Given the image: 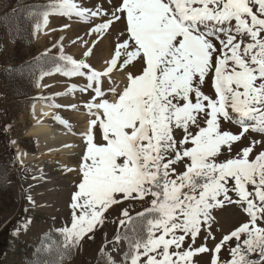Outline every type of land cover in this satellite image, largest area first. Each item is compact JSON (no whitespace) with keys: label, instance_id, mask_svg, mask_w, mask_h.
<instances>
[{"label":"snow or ice","instance_id":"1","mask_svg":"<svg viewBox=\"0 0 264 264\" xmlns=\"http://www.w3.org/2000/svg\"><path fill=\"white\" fill-rule=\"evenodd\" d=\"M112 7L114 11L70 0L62 4L68 14L100 17L102 22L88 30L97 39L106 32L111 35L114 24L125 28L112 58L100 69L87 62L97 39L78 36L72 43L84 46L82 58L62 57L70 64L65 76H86L79 91L90 97L83 106L95 117L84 133L86 152L78 168L64 169L82 173L72 208L83 214L64 229L66 248L77 247L93 233L113 205L149 198L150 206L138 215L155 213L159 218L148 220L147 240L134 245L131 264H141V256L147 257L144 264H188L198 254H219L242 234L247 238L243 246L237 243L230 250V261L221 262L217 256L211 264H264V227L257 226V220L264 219V151L249 159L252 147L264 148V141H253L241 154L217 162L222 147L231 152L250 130L264 134V0H117ZM54 46L63 51V38ZM133 61L141 64L139 74L130 73L127 85L116 93L118 99L110 102L105 79L119 65L127 69ZM206 78L214 81V96L201 90ZM77 88L71 85V90ZM107 91L116 89L108 86ZM229 109L236 114L240 132L221 128V118L233 119ZM97 126L102 127L104 143L94 142L92 129ZM177 129L182 139L175 136ZM180 163H186V169L177 172ZM248 184L255 185L259 206L250 198ZM230 192L239 199L233 201ZM233 203H246L249 221L223 235L212 249L196 245L197 238L215 241L213 211ZM122 215L131 220L127 208ZM186 238L192 243L184 250ZM252 253L259 259H250Z\"/></svg>","mask_w":264,"mask_h":264},{"label":"rangeland","instance_id":"2","mask_svg":"<svg viewBox=\"0 0 264 264\" xmlns=\"http://www.w3.org/2000/svg\"><path fill=\"white\" fill-rule=\"evenodd\" d=\"M9 1L12 7L20 5L18 0ZM30 1L31 4L35 5H31L28 7L29 9H24V18L27 19L31 29L29 38L16 44V41L6 31L2 33L0 28V74L17 61L25 62L31 60L35 62V70L32 73L31 79L26 81V77L23 76L18 80L15 77L13 79L14 83L9 85L10 92L6 95V98L0 76V119L2 125L7 130L9 144L13 152V158L8 164V159L5 158H9L10 154L7 155L5 148L0 145V176L2 179H5V183L3 182V185L0 184V229L7 224L9 225L7 227H10L7 235L0 236V264H131V256L135 253L134 245L137 242L147 240L149 234L148 220L159 218V216H155L143 221L136 217L138 213L144 212V209L150 206L149 198H146L144 201L124 202L120 207L113 205L104 212L103 223L98 224L94 228L93 233L85 236L77 247L64 248L59 251L58 249L55 250V247L44 239L47 236L51 237V234H58L60 241L66 244L64 229L70 228L72 223L75 222L76 217L83 214L80 209L74 210L72 208V197L77 190V184L80 181L82 173L79 171H65L64 169L65 167L69 169L78 168V164L82 161V157L86 152L87 139L84 136L77 135L79 133L78 126L76 120L71 116L73 111L78 109V106L75 109L69 108L71 115L66 114L65 109H68L66 106L70 105L67 104V101L72 99L73 91H71V85L77 84L79 86L81 85L80 81L87 80V78L86 76L64 75L65 71L70 68V64L62 59V57L64 55H72L75 59L82 57L81 54H78L79 51L72 50L71 52L68 50L63 25L69 23L72 26V24H75L73 30H79L80 26L84 24H87V27L90 28L95 23L102 21L100 17H88V19L78 17L75 13L68 14L67 10L62 8L63 0ZM73 1L70 0V3ZM113 1L114 5L117 0ZM104 2L105 0H91L92 6L89 8L103 5L102 3ZM113 10H115L114 7ZM45 16H47V23H45ZM72 17H76L77 19L72 20ZM69 19H71L70 22H68ZM232 24L235 25L234 20ZM120 29L121 32L125 31L123 24H120ZM107 34L106 32L100 35L98 39L96 36L93 37V40L97 39V43L93 46L94 54L98 48L104 47V45L102 47V43L99 44V41ZM111 35L108 37L111 38ZM61 38H63V51L59 47L54 46L61 43ZM120 42L121 39L114 36L111 45L113 48L108 60L112 58L114 50L119 46ZM247 42L249 41L245 40V44ZM96 58H94V55L90 56L87 62L90 63L89 61L91 60L90 64L97 69L98 60ZM57 67L62 69L59 73L55 72ZM140 70L141 64L133 61L127 66V69H125V66L119 65L114 69L111 77L114 82L117 72L129 75L130 73L139 74ZM43 73L50 74L43 75ZM128 80L129 78L122 83V88L117 92L123 90ZM58 83L61 85L64 83V89L55 90L54 87L59 85ZM17 85H22L24 94H28L27 97H17ZM45 85L48 87H45ZM104 86L106 87L105 84ZM201 90L206 95L214 96V81H209L206 78L204 85L201 86ZM82 94L78 102L80 104L82 102V106L80 107L86 109L83 105L90 97L85 93ZM106 94L111 102L113 92L109 93L107 91ZM116 97L118 98L117 95ZM39 100L48 103V105L54 108V115L49 119L52 126H65V128H71L72 133H76L75 140L78 145V152L74 156V160L72 159L73 166L63 163L58 153H53L49 149H42V140L38 135L31 132V129L37 122L33 106ZM118 103H120L119 100ZM229 112L233 115V119L225 120L221 118V128L227 131L240 132L241 126L236 123V114L232 113L230 109ZM87 115L90 121L95 118L89 111H87ZM201 126H205V124L201 122ZM92 131L94 133V142L104 143L102 127L97 126ZM192 131L195 132L198 129L193 127ZM174 134L179 139L183 138V133L180 129L175 130ZM253 141H264V134L250 130L249 133H246L242 137L241 141L234 143L231 152L226 151L222 147L221 153L217 157V162H222L241 154L242 148L252 145ZM187 146L191 147L192 145L188 144ZM18 147L29 156H34L33 160L20 163L17 158ZM110 148L111 145H109ZM109 149H105L104 151H108ZM260 151H264V148H260L259 145L253 146L249 159L254 160ZM185 159L187 161V158ZM187 163H190V161H187ZM185 169L186 163L177 165V172H182ZM52 180L54 181V185L51 184ZM233 185L234 181H230L229 187ZM57 187H60L58 191H54V188ZM246 187L253 194L250 198L259 206L261 202L255 196V185L248 184ZM230 195L233 201L239 199L236 193L230 192ZM245 207L246 203L243 206L233 203L227 205L222 210H214L213 216L216 222L212 225V236L215 237V241L212 239L205 241L202 238H197L196 245L207 244L212 249L215 243L220 242L223 235L229 234L241 224L248 222L250 217L244 210ZM124 208L129 210L131 220L123 217L122 209ZM121 220H125V223L121 224ZM257 226L264 227V219H258ZM160 234V231L155 232L157 236ZM135 236L137 237L135 238ZM246 238L247 235L242 234L240 241H237L235 238L228 241L219 254H216L214 251L198 254L193 260L195 264H211V261L215 260L218 256L221 262L230 261L232 258L230 250L237 243L243 246V240ZM191 243L192 241L186 238L184 250ZM159 251L161 250L158 249L157 252ZM169 251H175L174 246ZM151 255H155V253ZM159 258L157 256V259ZM249 258L258 260L259 255L258 253H252ZM146 259L147 257L141 256V264H144ZM173 259H177V257H173ZM193 260H190L188 264H193Z\"/></svg>","mask_w":264,"mask_h":264},{"label":"bare ground","instance_id":"3","mask_svg":"<svg viewBox=\"0 0 264 264\" xmlns=\"http://www.w3.org/2000/svg\"><path fill=\"white\" fill-rule=\"evenodd\" d=\"M112 2H114V1L113 0H107V1L105 0V2L102 3L103 7L104 8H110L111 11H114L113 7H111V6H113ZM72 3L77 4V6L82 5L84 7L89 8L92 6L93 2L91 3V0H74ZM71 19L76 20L77 18L72 17ZM71 19H69L68 22H70ZM67 24L69 25V23H67ZM74 26H75V24L74 25L72 24V26L70 24V27L68 29L63 28V32L66 33L65 34V38H66L65 41H67L66 46H67L69 51H71V52H72V50L77 51V52L79 51L78 54H81L84 46L82 44H79V43L73 44L72 41L75 40L78 36H80V37H83L85 40H88L91 42L93 40V37H95V35H89L88 34L89 28L87 27V24L80 26L79 30H76V29L73 30ZM111 32H112L113 36L111 35V38H109L108 34L105 35V37L102 38L101 41H99V44L102 43L101 45H102V47L104 45V47L98 48L97 52L94 54V58L97 57L96 59L98 60L97 69L104 67L105 63L107 62L106 60L109 59V55H110L112 48H113V46H111V45H112V41L114 40V36H117L121 39V33L122 32L120 29V24H114L113 29H111ZM110 39H111V41H110ZM89 62L91 63V60ZM128 76L129 75H127L126 73L117 72L116 76L114 77L115 78L114 82L112 80V77H110V79L109 78L105 79V81H104V84L106 85L105 92H107V88H108V86H111V84H112V87L116 89V92H113L112 100L118 99L116 97V93H117V91H119L122 88V83H124L127 80V78H129ZM86 83H87V80H84L82 82L80 81L81 85H79L76 90H74V91L71 90V91H73L72 99L69 100L70 102L67 101V104H70V105H77L78 104L77 105L78 109H76V111H73L72 115H71V110H69V108L65 109V113L73 116L74 120H76V124H77L78 130H79V133L77 135L78 136H84V137H86L84 135V133L89 130L90 120H89V117L87 115L88 110L80 107V106H82L81 105L82 102L80 104L78 102V100L83 95L79 91V88L84 87L86 85ZM62 84L64 85V83H62ZM63 85H61V84L56 85L54 87V89L55 90H62V89H64ZM116 102L118 103V100ZM33 110L35 113V120L37 122H36V125L31 129V132L34 133L35 135H38V137L42 140L41 141L42 142L41 148L43 147L42 149H45V150L49 149V151H52L53 153H58L59 158L63 163H66V164H69L70 166H73L74 165V163H73L74 156L78 152L77 151L78 145L76 144V140H75L76 133H72L71 128H65V126L64 127L52 126L50 124L49 119L53 117L55 110L52 106L48 105V103H45V102L40 101V100L36 101L34 103ZM45 153H47V152H45ZM71 156H73V157H71ZM17 158H18V161L20 163H23L26 161L33 160L34 156H29L24 150H22L18 147V157ZM51 184L54 185L53 180L51 181ZM59 188L60 187L54 188V191H58ZM52 193L55 194L56 192H52Z\"/></svg>","mask_w":264,"mask_h":264},{"label":"trees","instance_id":"4","mask_svg":"<svg viewBox=\"0 0 264 264\" xmlns=\"http://www.w3.org/2000/svg\"><path fill=\"white\" fill-rule=\"evenodd\" d=\"M24 1H26V2H24ZM18 2H20L19 6H13L12 7L9 0H0V28H1V32L4 33L6 31L7 34H9V36L13 40L16 41V44L23 42L24 39L26 40V38H29L31 29H30V25L28 24L27 19L24 18V13H25L24 9L30 7L31 5H35V4H31L30 0H18ZM41 67L43 68V66H41ZM34 70H35V62H33L31 60L30 61L27 60L25 62L17 61L12 66L7 67L6 70L1 72L0 76H1V81L3 83V92L5 95V98H6V95H8V93L10 92L9 85L11 83H14L13 79H15V77H17L19 80V79H21V77L25 76L26 81L30 80ZM16 91L18 92L17 97H22V96L27 97L28 96V94H24L25 92H23V90H22V85H20V86L17 85ZM0 114H1V111H0ZM0 145L5 148V150L7 151V155L10 154L9 158H5V159H8V164H9V162L13 158V152H12L10 144H9V140H8V136H7V130L4 127V125H2L1 119H0ZM3 182L5 183V179H2V177L0 176V184L3 185L2 184ZM155 216H158V214L144 213L143 216L137 215L136 217L140 218L143 221H146L148 218H153ZM9 223H11V222H9ZM7 226H9V225L7 224L1 230L0 236L1 235H7V231L10 228V227L8 228ZM51 235H52L51 237L47 236V237H44V239L49 244H51L53 247H55L54 248L55 250L58 249L60 251L64 248H66V244H64V242L60 241V239H59L60 236L58 234H51ZM136 237L137 236H135V238ZM0 253H1V251H0ZM0 258H1V256H0Z\"/></svg>","mask_w":264,"mask_h":264}]
</instances>
